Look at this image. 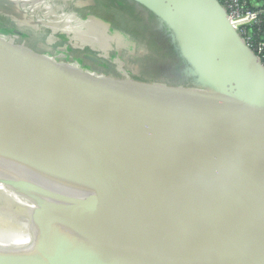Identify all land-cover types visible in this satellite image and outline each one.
<instances>
[{
    "label": "water",
    "instance_id": "water-1",
    "mask_svg": "<svg viewBox=\"0 0 264 264\" xmlns=\"http://www.w3.org/2000/svg\"><path fill=\"white\" fill-rule=\"evenodd\" d=\"M128 1L196 84L118 80L0 32V264H264L262 60L219 0Z\"/></svg>",
    "mask_w": 264,
    "mask_h": 264
},
{
    "label": "rangeland",
    "instance_id": "rangeland-1",
    "mask_svg": "<svg viewBox=\"0 0 264 264\" xmlns=\"http://www.w3.org/2000/svg\"><path fill=\"white\" fill-rule=\"evenodd\" d=\"M79 1L83 2L84 0ZM66 10L61 9L58 0H13L9 7L4 4L2 10H0V28H12V31H7L6 36L13 39L15 43L25 44L35 52L63 61L64 58L66 59L63 55L65 50L70 48L73 51L76 46L79 47L81 44L79 40L82 33H84L81 29L77 36L76 32L73 33L74 36H71L72 33L66 32L68 28L66 30L65 23H60L62 22L60 18L66 17L65 20H68V18L75 17V19H78L76 15L78 12L76 11V13L73 7L68 6ZM85 14V18H87L89 16L87 10ZM156 23H149L144 28L146 36L152 42L150 44L139 43L138 47L132 50L128 48V41L122 36L121 38H114V43L117 40H122L121 44L124 46L117 50L114 43L112 45L113 40H109V36H107L108 38L104 36V31L107 28L98 23V26L103 29L101 38L100 34L99 37L88 34L89 36H82L81 39L90 38V42L98 44L99 51L97 55L100 59H98L96 68L92 71L106 76L110 75L118 80H123L124 74H127L132 80L144 84H165L172 87H189L196 84V77L185 74L187 65L182 55L174 49L175 43L171 36L167 30H161L160 27H157ZM90 27L97 28L96 24ZM17 32L21 35H17ZM69 37L71 39L73 37L76 43H73ZM95 38L100 39L94 42ZM155 46L163 49L161 54L152 52L151 49ZM118 51H120V54L117 53ZM142 51H144L143 54ZM78 54L80 56L96 57V54L90 53L89 49L82 53L78 52ZM77 62L86 67L82 61ZM102 71L105 73H102Z\"/></svg>",
    "mask_w": 264,
    "mask_h": 264
},
{
    "label": "crops",
    "instance_id": "crops-1",
    "mask_svg": "<svg viewBox=\"0 0 264 264\" xmlns=\"http://www.w3.org/2000/svg\"><path fill=\"white\" fill-rule=\"evenodd\" d=\"M10 1V0H9ZM13 1V0H12ZM61 4V9L64 11H67L66 8L69 7H73L74 11L77 13L76 15L78 16V19H75L74 18H68V20H65V18H60L62 19V22L60 23H65V27H66V30L68 28V31H66L67 33H72L71 36L76 32V36H77V33H80V29L82 32V36H95V37H99V34H100V38L103 36V29L102 27L98 26V22L96 19H99L101 21H104L106 24L108 23L110 26H107V25H104L102 23V25H104L107 29L106 31H104L105 35L104 36H109V40H113L112 42V45L114 43V38H121L122 37H125L126 38V41H128V48L129 49H135L138 47L139 45V42H137V40H135L133 37H132V33L130 31L131 27L135 28L136 27V24H138V21L139 20H142V26L141 27H144L145 25V22L146 20L150 21L152 20V17H149L147 18L146 16L148 15H145L142 10H140L138 7H136L135 5H133L132 3H130V1L128 0H122L120 3L125 6L129 11H132L133 14L132 16H125L124 14L120 13V12H116L117 14H119L118 17H116V20H117V23L118 25L120 26H124V28H118L117 24H114L113 22H110L107 18H103V17H100L98 15H94V14H91L89 13V16H87V18H85V11L88 9L86 8L87 5H89V3H87L88 1L84 0L83 2L79 1V0H58ZM86 4V5H85ZM135 16H137L135 18ZM96 18V19H94ZM108 20V21H107ZM138 20V21H137ZM124 21H129V25L128 26H125V22ZM94 24H96L97 28L95 27H90V26H94ZM68 25V26H66ZM116 26V28H115ZM99 27V28H98ZM79 31V32H78ZM89 34V35H88ZM82 36L80 38V46H76L74 49H76L77 51L79 52H83L85 50H88L90 51V53H95L96 54V57H94L95 59H100L99 55H97V52L99 51V47H98V44L97 43H93L92 41L90 42L89 39L90 38H83L82 39ZM100 38H95V41L96 42L98 39ZM108 38V37H107ZM69 39L73 42V43H76V41L73 39H71V37H69ZM77 39V38H76ZM84 41V42H83ZM121 41L122 40H117V42L114 43V45L116 46V49L119 50L121 47H124L122 44H121ZM88 42V43H87ZM41 52V51H40ZM118 54H120V51L117 52ZM118 59H119V56H118ZM64 61V60H63ZM105 71V70H104ZM102 73H105L102 71Z\"/></svg>",
    "mask_w": 264,
    "mask_h": 264
},
{
    "label": "trees",
    "instance_id": "trees-1",
    "mask_svg": "<svg viewBox=\"0 0 264 264\" xmlns=\"http://www.w3.org/2000/svg\"><path fill=\"white\" fill-rule=\"evenodd\" d=\"M89 3V5H87L86 8L88 13L94 14V15H98L100 17H105L107 18L110 22H113L114 24H117L118 28H124V26L122 25H118L117 20L115 18L114 15H112L111 13L114 12H120L122 14H124L125 16H132L133 12L129 11L125 6H123L120 2L122 0H87ZM248 2V8H250L251 10H255V8L257 6L263 5L264 6V0H246ZM219 2L224 5V0H219ZM137 16H135L136 18ZM107 20V21H108ZM138 21V20H137ZM125 22V26L129 25V21H124ZM142 26V20L138 21V24H136V27L133 28L131 27L130 31L132 33V37L137 40V42L139 43H145V44H150L152 42L151 39H149L146 34L143 31V27ZM116 28V26H115ZM10 29L7 28H0V32L2 33H7V31H12ZM248 33L251 37V43L254 46H257L259 43L264 41V25L258 26V25H254V26H250L248 27ZM152 52L154 53H159L161 51V49L158 46H155L154 48L151 49ZM262 62L264 64V55L261 57ZM91 64H95L93 62H89ZM96 65V64H95ZM99 71V70H97Z\"/></svg>",
    "mask_w": 264,
    "mask_h": 264
},
{
    "label": "built area",
    "instance_id": "built-area-1",
    "mask_svg": "<svg viewBox=\"0 0 264 264\" xmlns=\"http://www.w3.org/2000/svg\"><path fill=\"white\" fill-rule=\"evenodd\" d=\"M223 7L228 12L232 24L244 41L254 51L257 57L262 60L261 57L264 55V41L254 46L251 43L248 27L264 25V6L260 5L255 10H251L248 8V2L246 0H224Z\"/></svg>",
    "mask_w": 264,
    "mask_h": 264
},
{
    "label": "flooded vegetation",
    "instance_id": "flooded-vegetation-1",
    "mask_svg": "<svg viewBox=\"0 0 264 264\" xmlns=\"http://www.w3.org/2000/svg\"><path fill=\"white\" fill-rule=\"evenodd\" d=\"M112 15H116V17H118L119 16V14H117L116 12H114V13H111ZM115 17V18H116ZM78 52L79 51H77L76 49H74L73 51L72 50H70V48L68 49V50H65V52H64V54L63 55H65V57H66V59L64 58V56H63V58H64V61L65 62H73L74 60H81L82 62H83V64L87 67V68H89V69H91V70H93V69H95L96 68V65L95 64H91V63H89L88 61H86V59H85V57H90V56H86V55H83V56H80L79 54H78ZM80 53V52H79ZM82 53V52H81ZM62 56V55H61ZM95 57V56H94ZM104 63H105V61H103ZM107 64V63H106Z\"/></svg>",
    "mask_w": 264,
    "mask_h": 264
},
{
    "label": "bare ground",
    "instance_id": "bare-ground-1",
    "mask_svg": "<svg viewBox=\"0 0 264 264\" xmlns=\"http://www.w3.org/2000/svg\"><path fill=\"white\" fill-rule=\"evenodd\" d=\"M9 102H10V100L7 102L0 103V107L7 105Z\"/></svg>",
    "mask_w": 264,
    "mask_h": 264
}]
</instances>
